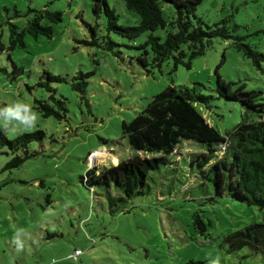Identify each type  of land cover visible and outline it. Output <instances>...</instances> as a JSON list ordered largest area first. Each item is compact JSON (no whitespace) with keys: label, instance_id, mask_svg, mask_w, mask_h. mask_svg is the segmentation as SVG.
Returning <instances> with one entry per match:
<instances>
[{"label":"rangeland","instance_id":"374dc122","mask_svg":"<svg viewBox=\"0 0 264 264\" xmlns=\"http://www.w3.org/2000/svg\"><path fill=\"white\" fill-rule=\"evenodd\" d=\"M108 3L119 24L137 23L123 2ZM45 7L62 14V21L52 25L51 38L26 35L25 49L8 51L4 22L11 17L21 31L32 19L28 9ZM163 11L167 17L171 6L164 5ZM229 14L239 25L235 33L249 35L245 42L264 53V34H255L264 29V0H202L197 9L209 24ZM95 22L102 34L106 21L94 19L91 0H0V106L5 111L0 127L9 139L35 130L45 133L29 146L35 157L17 169L2 171L10 155L0 154V264H264L263 255L245 248L227 253L224 244L227 234L263 223L264 209L216 197L212 182L183 160L150 173L146 194L115 213L101 190L90 191L79 181L91 167L109 169L136 154L121 124L169 86L195 87L213 96L210 108L203 105L201 111L220 133L230 130L239 123L242 108L217 98L216 82L260 92L264 103V63L259 68L230 42L217 40L204 55L186 57L176 68L170 60L160 71L146 70L130 60L139 54L135 48L122 47L121 62L83 45L89 39L86 24ZM155 35L164 39L165 32ZM146 37L115 39L136 46ZM79 71L89 74L85 99L71 87L70 79ZM44 72L66 80L50 84L57 97L67 100L66 120L43 118L33 109L34 99L48 96L38 86ZM191 149L187 143L181 147L183 152ZM195 213L207 225L203 234L193 225Z\"/></svg>","mask_w":264,"mask_h":264},{"label":"trees","instance_id":"16d2710c","mask_svg":"<svg viewBox=\"0 0 264 264\" xmlns=\"http://www.w3.org/2000/svg\"><path fill=\"white\" fill-rule=\"evenodd\" d=\"M117 1L123 2L126 10L137 16V23L121 25L108 0H91L94 19L103 16L106 22L102 34H99L97 22L86 24L89 39L82 41L83 45L96 48L121 62H124L122 47L135 48L139 54L130 60L146 70L160 71L163 64L170 60L176 68L178 64H184L186 57L191 60L204 55L217 40L230 42L232 48L259 68L264 63V53L245 42L249 35L235 33L239 25L233 22L232 15L213 24L197 15L202 0ZM164 5L172 9L167 17L164 16ZM5 12L8 13V9L5 8ZM13 13L15 17L20 16L15 9ZM28 13H33L32 19L21 31L11 22V17L4 22L9 26L8 51L25 49L26 35L35 40L39 37L51 38L52 25L62 21L61 12L50 11L46 7L38 10L29 8ZM157 30L165 32L164 39L155 35ZM144 33H147L146 40L136 46L115 39L134 41ZM259 33L264 34V29L255 31V34ZM2 49L4 46L1 45ZM13 73H17L15 65ZM88 77L89 74L79 71L70 79L72 89L81 99H85ZM40 79L38 86L43 87L48 96L34 99L33 109L43 118L66 120L69 112L67 100L62 96L57 97L50 86L65 82V78L44 72ZM233 85L236 84L218 81L215 88L217 98L238 103L242 108L239 123L230 130L220 133L201 111L203 105L210 108L209 102L214 99L213 96L203 95L195 87L169 86L153 96L131 121L121 124L122 135L136 154L109 169L91 167L79 177L80 183L90 191L95 188L101 190L99 194L104 195L110 213H115L124 210L129 200L146 194L150 173L183 160L204 179L212 182L216 197L226 195L233 202L264 209V103L260 92L244 91L243 87L232 90ZM4 116V108L0 106V119ZM44 136V131L35 130L9 139L0 127V154L10 155L2 171L10 172L35 157L37 152L30 150L29 146ZM186 143L192 149L183 152L181 147ZM207 201L213 202L215 199L209 198ZM193 225L200 234L206 231L207 225L198 213L193 216ZM224 244L227 253L245 248L251 255L264 256V222L253 223L227 234Z\"/></svg>","mask_w":264,"mask_h":264},{"label":"built area","instance_id":"2783aa9c","mask_svg":"<svg viewBox=\"0 0 264 264\" xmlns=\"http://www.w3.org/2000/svg\"><path fill=\"white\" fill-rule=\"evenodd\" d=\"M80 252L79 251H76V254H79Z\"/></svg>","mask_w":264,"mask_h":264}]
</instances>
